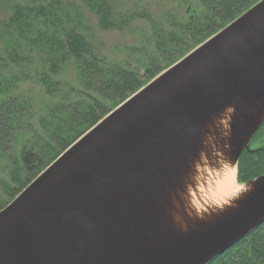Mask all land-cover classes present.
Returning <instances> with one entry per match:
<instances>
[{
	"label": "water",
	"instance_id": "1",
	"mask_svg": "<svg viewBox=\"0 0 264 264\" xmlns=\"http://www.w3.org/2000/svg\"><path fill=\"white\" fill-rule=\"evenodd\" d=\"M263 124L258 0L111 109L0 209V264L211 263L264 222V171L237 179ZM206 165L232 166L239 189L199 212L189 194Z\"/></svg>",
	"mask_w": 264,
	"mask_h": 264
},
{
	"label": "trees",
	"instance_id": "2",
	"mask_svg": "<svg viewBox=\"0 0 264 264\" xmlns=\"http://www.w3.org/2000/svg\"><path fill=\"white\" fill-rule=\"evenodd\" d=\"M118 1H11L0 26V93L32 79L57 101L38 117L40 129L30 126L35 115L27 101L11 95L0 102V150L7 153L22 138L20 165L15 160L10 173L14 185L3 187L9 200L111 109L258 0H199L201 10L183 21L171 14L153 20L152 54L142 74L106 62L84 34V8L101 29H122L132 18L143 16L120 11ZM67 64L74 66L80 89L66 91L55 80ZM14 68L17 71L10 73ZM72 93L74 99L69 98ZM27 133L30 138L23 137ZM258 159L248 166L249 177L264 171L261 156ZM237 179L243 181L239 175ZM8 201H0V208ZM209 264H264V222Z\"/></svg>",
	"mask_w": 264,
	"mask_h": 264
},
{
	"label": "rangeland",
	"instance_id": "3",
	"mask_svg": "<svg viewBox=\"0 0 264 264\" xmlns=\"http://www.w3.org/2000/svg\"><path fill=\"white\" fill-rule=\"evenodd\" d=\"M11 1L13 0H0V26L9 14ZM118 3L120 11L128 13L129 15L133 13H142L143 16L132 18L129 25L122 29H101L97 24L95 16L83 7L85 14V20L83 21L85 24L84 34L88 35L89 41L92 43L97 54L106 62L129 66L140 74L143 73L148 59L152 54L154 36L151 29V22L153 20L160 21L161 17H166L169 14L178 21H183L188 16L192 15L193 12H199L201 10L199 0H119ZM162 24L167 25V23L165 22L164 24L163 21ZM11 71L9 72L15 73L17 68L11 69ZM54 78L60 83V87L66 91L71 88H75V90L80 89V83L76 78L74 66L72 64H67L63 67ZM11 95L25 100L30 104L35 115L31 120L30 126L32 125L31 127L34 129H36V127L40 129L37 123L38 117L45 115L50 107L57 101L56 97L47 94L44 88L32 79L18 81L12 91L0 93V102ZM75 97L76 95L73 93L69 96V98L73 99ZM23 137L30 138L31 134L27 133V135H23ZM256 137L259 139L254 142V145H257L261 139H264V129H262ZM21 141L22 138L18 140V144L16 143L17 145L15 144L14 147H11L7 153H3L0 150L1 202H7L9 200V197L3 190L4 184L14 185L11 184L10 173L13 169L15 160L20 165L18 155L20 153ZM261 163L264 165V162L260 160V164ZM208 171H210V169H208ZM208 175H210V173ZM204 176L207 175L201 173L196 177V184L200 189L205 188L204 181H208L206 179H201ZM243 177L249 176L245 173ZM238 182L236 181V183ZM238 184H236L237 189H239ZM198 187L197 189H193V186H191L193 190L189 194V200L194 201L193 204L197 207L201 205V193ZM11 200H9L8 203Z\"/></svg>",
	"mask_w": 264,
	"mask_h": 264
},
{
	"label": "bare ground",
	"instance_id": "4",
	"mask_svg": "<svg viewBox=\"0 0 264 264\" xmlns=\"http://www.w3.org/2000/svg\"><path fill=\"white\" fill-rule=\"evenodd\" d=\"M197 165V164H196ZM208 166L199 167L198 170H202L207 176L201 179L208 180L205 182V188L200 189L201 197L200 201L203 202L201 207H195L192 201V205L196 211L204 209L208 206H219L228 201L232 196L237 194V183L235 181V172L232 166H226L218 171H208ZM210 173V175H208ZM206 204V205H205ZM192 210H194L192 208Z\"/></svg>",
	"mask_w": 264,
	"mask_h": 264
},
{
	"label": "flooded vegetation",
	"instance_id": "5",
	"mask_svg": "<svg viewBox=\"0 0 264 264\" xmlns=\"http://www.w3.org/2000/svg\"><path fill=\"white\" fill-rule=\"evenodd\" d=\"M262 129H264V124L259 128V130L256 132V134L252 138V140L249 142L248 149H245L238 159V164H237L238 175L243 178L242 179L243 181L258 175V174H256V175L254 174L253 176H250V177H243V175H245V173L247 172L248 166H252L254 164L253 163L254 160L259 161L258 157L261 156L260 160L264 162V159H263V157H264V139H261V141L257 145H254V142L259 139L258 137H256V135H258V133L261 132ZM244 167L246 169H243Z\"/></svg>",
	"mask_w": 264,
	"mask_h": 264
}]
</instances>
